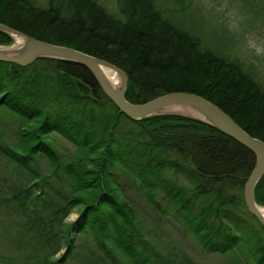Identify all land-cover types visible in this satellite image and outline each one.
<instances>
[{"label": "trees", "instance_id": "trees-1", "mask_svg": "<svg viewBox=\"0 0 264 264\" xmlns=\"http://www.w3.org/2000/svg\"><path fill=\"white\" fill-rule=\"evenodd\" d=\"M248 1L254 7L242 11L262 15L264 0ZM179 2L0 0V22L114 63L127 74L131 102L195 92L264 141L263 70L250 50L245 63L253 71L241 62L236 29L194 0ZM183 12L231 28L230 45L209 43L204 26L175 18ZM13 40L0 30V44ZM3 114L15 118L17 140L0 126V228L9 240L0 264H57L66 256L83 264H197L183 249L163 247L169 213L203 248L234 264H264V227L242 196L254 152L218 128L180 114L130 118L82 64L45 56L24 66L0 60ZM55 135L70 148L60 151ZM253 196L264 205V171Z\"/></svg>", "mask_w": 264, "mask_h": 264}, {"label": "water", "instance_id": "water-1", "mask_svg": "<svg viewBox=\"0 0 264 264\" xmlns=\"http://www.w3.org/2000/svg\"><path fill=\"white\" fill-rule=\"evenodd\" d=\"M0 30L24 36L23 44L16 51L0 49L1 61L22 66L43 56L76 61L89 70L104 95L130 118L162 113L185 115L214 126L251 148L254 152V163L244 181L242 196L249 213L264 227V214L258 209V204L253 196L254 184L264 171V141L246 132L217 104L200 94L183 90L167 91L143 102H131L124 97L127 74L114 63L74 47L29 36L1 22ZM0 46L2 45L0 44ZM102 66H108L118 73L120 81L118 86L113 87L108 82L101 69ZM78 85L80 84L78 83ZM79 87L81 94L88 92V89L82 85Z\"/></svg>", "mask_w": 264, "mask_h": 264}, {"label": "rangeland", "instance_id": "rangeland-1", "mask_svg": "<svg viewBox=\"0 0 264 264\" xmlns=\"http://www.w3.org/2000/svg\"><path fill=\"white\" fill-rule=\"evenodd\" d=\"M109 2V1H108ZM196 4L203 7L205 10H211L218 19L225 21L230 27L234 30L236 29L239 34V53L241 62L244 63L246 69L252 70V66L245 63V56L248 50L252 53L250 58L257 64L259 70H263L264 74V11L262 15H259L258 18L251 17L249 13H246L244 10H249L254 7L255 4H252L248 0H194ZM180 3L179 0H167V4ZM241 9H240V8ZM204 17V18H202ZM193 16L188 17V14L183 12L175 15V18L179 20L182 24L192 25L194 29H198V25L204 26L203 34L209 39V43L212 45L228 47L233 38L234 31L214 20L213 16ZM254 18V19H253ZM206 27V28H205ZM15 40V39H14ZM11 44H16V41L10 44H1L2 46H9ZM243 53V54H242ZM255 74L261 71H257ZM264 80V76L261 77ZM0 126L5 132L7 139L12 141L17 140L16 134V121L13 116L9 114L0 115ZM55 146L59 148L60 151H66L70 148V144L64 138L59 135H55ZM44 159V158H43ZM42 161L45 163V159ZM0 174L2 170L0 168ZM3 182H0L1 194L6 193V189L2 185ZM135 199L138 200L136 203L139 210L143 213L147 212L149 215L155 214L154 210L147 205L143 198L134 195ZM260 205V204H259ZM264 206V205H261ZM75 216L74 212L68 214L65 218L67 221L72 220ZM166 217L169 219V223L164 224V230L161 235V239L164 242V248L175 247L183 249L197 264H234L233 259H230L229 256L221 254L215 250H210L203 248L201 244L193 237L191 231L180 224L178 220L171 214H167ZM5 230L0 228V245L9 243L8 234ZM163 237V238H162ZM72 240L76 242V239L72 235ZM71 242H68L67 247L70 246ZM78 244V243H77ZM78 246V245H77ZM66 247V246H65ZM84 249V248H83ZM63 249H60L62 252ZM56 253L54 256H56ZM242 255L246 253L245 249L242 248L240 252ZM53 256V257H54ZM252 259L248 258V263H252ZM57 264H83L81 258L78 256L68 257Z\"/></svg>", "mask_w": 264, "mask_h": 264}, {"label": "bare ground", "instance_id": "bare-ground-1", "mask_svg": "<svg viewBox=\"0 0 264 264\" xmlns=\"http://www.w3.org/2000/svg\"><path fill=\"white\" fill-rule=\"evenodd\" d=\"M9 34H11L13 39H15L13 41L14 42L16 41V44H11L9 46H0V49L16 51L18 49V47H20V45L23 44L24 36H22L19 33H9ZM101 69H102L106 79L108 80V82L113 87H116L119 85V82H120L119 76H118V73L114 69H112L108 66H102ZM127 81H128V78H127ZM184 111H186V110L184 109ZM187 111H189V110H187ZM258 209L260 210V212H262L264 214V206H261L258 204Z\"/></svg>", "mask_w": 264, "mask_h": 264}]
</instances>
